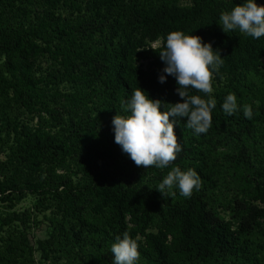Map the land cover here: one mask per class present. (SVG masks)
<instances>
[{"label":"trees","instance_id":"obj_1","mask_svg":"<svg viewBox=\"0 0 264 264\" xmlns=\"http://www.w3.org/2000/svg\"><path fill=\"white\" fill-rule=\"evenodd\" d=\"M242 3L0 0V264H112L125 232L138 264H264V37L219 27ZM173 31L223 58L212 127L195 135L182 118L177 160L145 169L114 143L111 121L129 115L137 87L161 111L183 102L174 78L158 82L157 41ZM229 93L232 116L221 110ZM173 167L194 169L200 191H156Z\"/></svg>","mask_w":264,"mask_h":264},{"label":"clouds","instance_id":"obj_2","mask_svg":"<svg viewBox=\"0 0 264 264\" xmlns=\"http://www.w3.org/2000/svg\"><path fill=\"white\" fill-rule=\"evenodd\" d=\"M219 27L226 34L238 31L259 40L264 37V5H258L256 0H243L241 5L220 14ZM157 46L160 47L158 54L164 65L158 82L164 84L167 77L174 78L176 94L183 102L172 104L168 111H161L163 102L150 99L145 91L137 87L123 105L129 115H115L111 121L114 143L136 166L145 169H165L177 160L183 148L182 143L177 142L174 126H179L182 118H187L184 127L191 129L195 135L206 134L212 127L211 113L216 101L209 94L213 92L214 76L223 64L219 50H213L211 43L182 31L168 33L162 45L157 41ZM190 89L209 98L189 95ZM221 110L227 116L236 113L237 97L227 94ZM243 115L251 119V108L245 106ZM201 186L202 180L194 169L182 171L173 167L155 190L163 197H171L178 191L179 196L188 199L194 191H200ZM138 247L137 240L127 232L116 237L110 248L112 264H138Z\"/></svg>","mask_w":264,"mask_h":264},{"label":"rangeland","instance_id":"obj_3","mask_svg":"<svg viewBox=\"0 0 264 264\" xmlns=\"http://www.w3.org/2000/svg\"><path fill=\"white\" fill-rule=\"evenodd\" d=\"M30 205H31V202L29 200H26V201H24V202L21 203V205H20L19 208L20 209H24V208L29 207ZM36 233L38 234V236H43L42 231H37Z\"/></svg>","mask_w":264,"mask_h":264}]
</instances>
